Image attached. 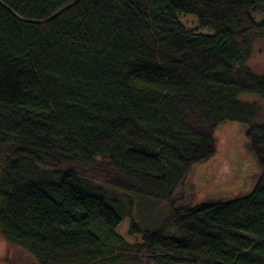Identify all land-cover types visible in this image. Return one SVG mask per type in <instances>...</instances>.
I'll return each mask as SVG.
<instances>
[{
    "label": "trees",
    "instance_id": "trees-1",
    "mask_svg": "<svg viewBox=\"0 0 264 264\" xmlns=\"http://www.w3.org/2000/svg\"><path fill=\"white\" fill-rule=\"evenodd\" d=\"M257 14L264 0H0L4 239L40 264H264V123L242 99L264 101ZM227 123L248 125L257 184L181 205ZM147 204L168 209L157 226Z\"/></svg>",
    "mask_w": 264,
    "mask_h": 264
},
{
    "label": "rangeland",
    "instance_id": "rangeland-1",
    "mask_svg": "<svg viewBox=\"0 0 264 264\" xmlns=\"http://www.w3.org/2000/svg\"><path fill=\"white\" fill-rule=\"evenodd\" d=\"M254 18L258 22L264 20L262 15ZM187 27L197 28L198 21L193 15L181 19ZM206 32L205 30H200ZM250 67L259 74H264V38H256L253 53L249 59ZM247 102H256L259 111L255 123H264V101L255 96L242 97ZM248 125L227 123L215 132L216 154L212 158L195 165L185 180L184 186L178 192L181 194V205L198 204L203 202H218L249 193L257 184L260 177L257 164L250 154L246 136ZM0 156V165H1ZM180 204V203H179ZM147 209L139 211L140 222L147 226H157L168 214V209L159 206L153 209L147 204ZM130 219L126 218L117 228V233L129 242L138 240V236H129ZM139 258V257H138ZM123 264H138L135 260L124 258ZM0 264H40L39 261L25 248L9 243L0 231ZM141 264H145L142 261Z\"/></svg>",
    "mask_w": 264,
    "mask_h": 264
}]
</instances>
